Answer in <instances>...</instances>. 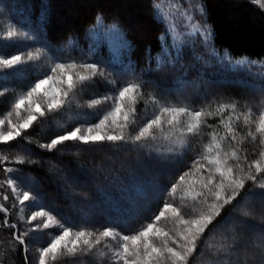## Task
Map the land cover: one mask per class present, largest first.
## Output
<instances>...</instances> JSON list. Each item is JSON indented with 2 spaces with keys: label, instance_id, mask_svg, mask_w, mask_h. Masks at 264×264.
<instances>
[{
  "label": "trees",
  "instance_id": "obj_1",
  "mask_svg": "<svg viewBox=\"0 0 264 264\" xmlns=\"http://www.w3.org/2000/svg\"><path fill=\"white\" fill-rule=\"evenodd\" d=\"M201 2L212 30L214 44L218 48L227 50L233 57L264 59V10L260 6L251 3V0ZM0 13L7 18L19 13L26 15L33 22L34 30L50 45H64L71 38H76L77 43H84V36L98 17L105 22H115L128 40L129 58L135 70L153 62L154 56L162 48V36L166 33V25L157 16L153 0H0ZM12 45L0 41V55L11 53L8 49H12ZM19 71H0V91H4V95H0V117L11 110L10 97L17 94L16 88L25 89L28 86L31 76L23 72L20 75ZM104 90V84L96 79L86 82L74 97L77 103L84 104L87 99L95 97V94H102ZM150 91L161 100H177L174 93L169 94L151 79L147 80L141 88L143 98L138 99L135 105L134 119L137 123L129 127V134H135L138 125L145 119L144 116L141 117L142 109L147 108L144 96L149 95ZM184 91L187 94L192 92L189 104L195 111L204 109L214 112L217 105L232 102L238 105V113L249 106L255 111L260 109L261 98H251V92L254 91L231 80H212L206 86L200 85L195 90L186 87ZM228 115L229 112L226 111L222 115L205 117V124L199 135L186 136V143L178 153L164 154L155 151V141L151 140L140 142L148 147L130 142L85 145L66 141L55 149L48 150L41 145L48 144L57 135L73 129L82 121L72 119L62 123L60 120L63 115L46 111V115L38 117L21 137L0 143V154L10 156L0 166L14 168L17 177L19 174L29 177L24 186L33 198V204L54 215L64 227L94 231L112 228L131 235L151 222L166 202L180 207L186 219L193 214V207H199L191 200L181 201V197L187 195L185 189L192 177L186 178L185 184L178 182L185 172L193 169L194 161L205 154V145L211 141L209 133L215 131L224 135L220 121ZM234 126L239 133L237 141L233 144L229 137L224 147L226 151L229 145L236 147L241 157L240 162L247 169V163L257 159L261 150L259 137L253 142L247 136L248 128L243 125L242 117ZM252 130L254 131V125ZM242 139L243 143L240 142ZM16 157H23L25 162L17 163ZM203 175L207 176V172H203ZM258 179L264 180V174ZM173 185H178L175 197L170 195ZM249 190L256 194L251 201L248 200ZM262 193L264 190L255 188L252 181H247L236 200L231 205H226L206 230L188 264H213L216 258L207 249L205 241L217 243L222 234H230L233 226L241 234L237 245L238 255L253 256L257 250L251 248L250 251H245V248L250 247L251 240L259 239V234L264 233ZM245 206L253 213L252 216L240 214V209ZM7 216L0 214L1 223L3 218L16 221L10 215ZM159 226L170 231L174 228L171 222L164 219L159 222ZM7 229L11 234L14 231H17V235L21 234L19 225L16 229ZM45 238L44 235L37 237V240L33 236L30 239L25 236L24 245L17 242L9 262L6 259L4 262L25 264L27 256V264H32L35 251L29 245L38 242L43 244ZM106 243L110 247L116 245L111 240ZM98 246L99 250L106 253L104 257H99L94 249L87 255L63 257L51 264H115L104 244ZM232 259L235 260L236 257ZM260 262L261 257L257 255L249 264Z\"/></svg>",
  "mask_w": 264,
  "mask_h": 264
},
{
  "label": "snow or ice",
  "instance_id": "obj_2",
  "mask_svg": "<svg viewBox=\"0 0 264 264\" xmlns=\"http://www.w3.org/2000/svg\"><path fill=\"white\" fill-rule=\"evenodd\" d=\"M251 3L264 9V0H251ZM168 6L175 10L181 20L188 17L187 10L181 11L183 5H177L175 0H172ZM153 7L157 13L164 16L162 11L164 5L161 0H156ZM199 11L202 13L203 8L200 7ZM165 19L167 18L165 17ZM175 19L174 16V28L176 26ZM195 32L198 34L202 32L205 41L212 36V33L202 25H196ZM20 35L28 36L22 29L11 26L0 38L13 39ZM42 55V50L36 48L34 51L29 50L26 53L15 54L10 57L0 56V70L13 69L18 65L39 60ZM104 75V71L95 63L53 62L50 67V74H45L44 78L37 79L26 92L18 95L11 105V110L3 118H0V143H7L21 137L22 133L29 129L38 117L46 115V111L51 113L60 110L86 82L91 81L96 76L103 77ZM110 83L114 82L110 81ZM141 88V84L130 82L120 88L116 96L93 99L89 103V107L108 100L112 101V108L104 115L103 119L90 126L81 125L66 131L62 135H57L48 144L41 145V147L52 150L66 141L79 142L85 145L103 142L113 144L130 142L140 147H148V145L140 142L156 141L159 137L183 146L186 143V136L200 134L201 127L205 124V117L222 115L227 111L229 112L225 118L227 122L225 119L220 121V125L224 128V135H219L215 131L209 133L211 141L205 145V154L194 161L193 169L190 172H185L178 182V184H185L186 178L192 177L185 189L187 195L182 196L181 201L191 200L194 205L199 207H193V214L186 219L180 207L166 202L158 214L154 215L151 222L131 235L122 234L112 228H105L103 231L84 228L73 230L64 227L48 211L33 212L29 222L44 217L43 228L52 225L61 228L60 234L54 236L47 247L37 250L39 252L38 264H51V262L63 257L87 255L102 243L108 249L115 264H120L121 261L123 264H188L206 230L221 214L222 209L236 200L245 188L247 181H252L255 188L264 190V180L258 179L264 174V107L255 111L249 106L246 110L238 113V105L232 102L217 105L214 112L204 109L193 111L183 106L159 105L155 97L150 95L149 100L159 105L158 112L154 114L153 118L143 123V126L138 127L135 134H129V127L135 126L137 123L134 119L135 105L138 99L143 98ZM0 95H4V91H0ZM13 113L16 117L15 122L12 120ZM241 117L243 118V125L248 128L247 136L253 142L259 137L261 149L257 159L247 163V169L241 164L239 150L236 147L229 145L227 151L224 147V143L229 137L233 144L236 143L239 133L234 124L239 122ZM166 125L168 126L167 132H165ZM253 125L254 131L252 130ZM208 127L212 126L208 125ZM173 133H179V136L173 138ZM240 142L243 143V139ZM155 151L159 153L161 149L156 148ZM165 151L173 152L174 149L167 148ZM8 159L9 157L0 154V163ZM15 159L17 163L25 162L23 157H16ZM230 161L234 163H230ZM253 169H255L254 172ZM5 170L11 171V169ZM203 172H207V176H204ZM6 183L11 187L14 194L19 191L13 180L9 179ZM177 186H172L170 195L173 197H175ZM249 192L248 200L251 201L256 194L252 190ZM22 197V200L19 201L21 204L32 198L27 191L22 193ZM4 199L7 200L8 197L5 196ZM0 212L7 213V209L0 205ZM240 214L249 217L253 213L245 206L240 209ZM162 219L171 222L174 225L173 230L170 231L159 226ZM4 226L16 227L15 224L9 225L7 219L4 221ZM40 227L41 225H36L37 229ZM27 235V232L20 235L13 233V239L18 244L24 245V237ZM93 237L95 239H92ZM108 240L115 241V247H110L106 243ZM240 240L241 234L233 226L230 234H222L217 243L205 241L207 249L216 258L213 264H249V261L255 260L257 255L261 257L260 264H264V233L259 234V239L251 240L250 247L245 248V251L255 248L257 252L253 256L241 257L238 255L237 245ZM25 251H27L26 247ZM96 254L99 257L106 255L103 250H97ZM234 256L236 257L235 260L232 259ZM27 262L28 257L25 256V264Z\"/></svg>",
  "mask_w": 264,
  "mask_h": 264
},
{
  "label": "rangeland",
  "instance_id": "obj_3",
  "mask_svg": "<svg viewBox=\"0 0 264 264\" xmlns=\"http://www.w3.org/2000/svg\"><path fill=\"white\" fill-rule=\"evenodd\" d=\"M155 2L156 0H153V4ZM171 2L172 0H161L164 5L162 8L164 16H161L155 10L157 16L166 25V33L162 36V48L154 56L152 63H148L138 70L134 69L129 58L128 40L115 22H105L98 17L84 36V43H77L76 38H71L64 45H50L42 40L38 32L34 30L33 22L26 15L19 13L7 18L0 13V37L11 26H16L28 34L27 37L20 35L13 39L0 38L2 42L13 44L12 49H8L12 51L11 53H1L0 56L10 57L11 55L26 53L29 50L34 51L36 48H40L43 52L39 60L18 65L13 69H5L6 71H19L20 69V75L24 73L31 76L25 89L16 88L17 94L10 97L11 105L14 99L26 92L37 79H42L45 74H50V67L53 62L75 61L76 63L97 64L105 75L103 77L96 76L91 81L97 79L101 84H104L105 90L102 94H95V97H90L84 104L77 103L76 98L72 97L60 110L54 111L58 112L60 116L63 115L60 120L63 121L62 123L72 119L82 121L81 124L75 125L73 128L98 123L111 110V100L89 107L88 105L93 99L116 96L120 88L128 83L135 82L142 85L150 79L164 90H167L169 94L173 95L174 93L177 100H161L154 92L150 91L149 95L144 96L145 102L147 101V108L142 109L141 117L144 116L145 119L141 121L139 127L153 118L154 114L158 112L159 105L183 106L195 111L196 109L189 104V97L192 92L187 94L188 92L184 91L185 88L192 87L195 90L200 85L206 86L212 80H231L247 86L254 91L251 92V98H257V100L261 98L260 108L264 107V59H251L246 56L233 57L227 50L218 48L214 44L213 34L210 39L205 41L202 32L196 33V25H202L212 33L201 0H175L177 5H183L181 11L187 10L188 17L183 20L177 16L174 9L168 6ZM200 7L203 8L202 13L199 11ZM174 16L176 17L175 28L173 27ZM242 61L244 63H241ZM16 68L18 69L16 70ZM110 81L114 83H110ZM150 95L155 97L159 105L149 100ZM12 120L13 122L16 121L14 113ZM167 130L168 126L166 125L165 132ZM172 136L176 138L179 133H173ZM155 145L156 148L161 149L160 153L164 154H176L181 149L180 145L173 144L170 140H164L162 137L155 141ZM167 148H173L174 151L167 152L165 151ZM4 156L10 157L8 155ZM5 169H11V171ZM15 171L14 168L0 166V205L7 209V213L0 212V214L10 215L11 218L16 220L12 222L9 218H3V223L0 221V264H9L7 261L9 262L10 254L17 243L13 239V233L17 231L11 234L7 229L11 227L4 226L5 219H7L9 225L15 224V229L19 225L21 234L27 232L26 237L29 239L32 236L36 240L37 237H43V235L46 237L43 244L38 242L35 245H29V248L35 251L32 264H38L39 252L37 250L47 247L51 239L60 234L61 228L57 225L43 228L42 221L45 219L44 217L29 222L32 213L42 209L33 204V198L24 201L23 204L19 203L23 198L22 193L26 191L24 183L29 180V177L23 174H19L17 177ZM9 179L13 180L18 186L19 191L15 194L6 183ZM5 196L8 197L7 200L4 199ZM38 224L41 227L37 229L36 225ZM97 250H99V246H97L96 252ZM5 259L6 262H4Z\"/></svg>",
  "mask_w": 264,
  "mask_h": 264
},
{
  "label": "bare ground",
  "instance_id": "obj_4",
  "mask_svg": "<svg viewBox=\"0 0 264 264\" xmlns=\"http://www.w3.org/2000/svg\"><path fill=\"white\" fill-rule=\"evenodd\" d=\"M150 64V63H149Z\"/></svg>",
  "mask_w": 264,
  "mask_h": 264
}]
</instances>
